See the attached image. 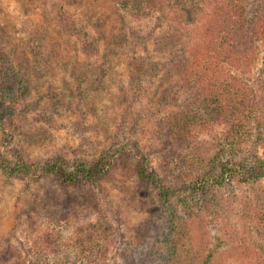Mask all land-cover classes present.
Masks as SVG:
<instances>
[{"label": "rangeland", "instance_id": "374dc122", "mask_svg": "<svg viewBox=\"0 0 264 264\" xmlns=\"http://www.w3.org/2000/svg\"><path fill=\"white\" fill-rule=\"evenodd\" d=\"M214 2L170 0L166 17L148 19L106 0H0V155L36 166L31 176L12 177L0 167V264H100L81 252L86 248L81 241L90 237L107 251L106 264H165L158 231L148 222L152 216L159 221L161 211H153L154 193L150 200L137 168H153L169 184L180 171L195 169L198 159L210 158L224 143L225 128L208 119L193 128L200 150L185 147L181 157L174 156L178 149L166 119L182 98L181 74L168 76L165 68L155 77L145 74L142 92L133 95L129 64L145 55L161 66L170 59L183 62L195 27L199 33L205 23L220 21ZM63 23L77 33L63 32ZM170 26L192 36L172 53L160 54L154 39ZM257 53L246 74L255 85L264 79V43ZM2 128L9 134L6 146ZM253 141L241 146L249 164ZM253 150L263 152L254 145ZM104 157L112 165L95 188H63L57 175L43 176L56 158ZM248 185L236 188L226 204L224 213L234 220L238 199L246 194L258 195L264 205V179ZM64 198L71 199V209L62 208ZM38 238L42 247L47 242V255L43 249L41 257L33 255L30 247ZM187 257L183 253L179 262L167 264H184Z\"/></svg>", "mask_w": 264, "mask_h": 264}, {"label": "trees", "instance_id": "16d2710c", "mask_svg": "<svg viewBox=\"0 0 264 264\" xmlns=\"http://www.w3.org/2000/svg\"><path fill=\"white\" fill-rule=\"evenodd\" d=\"M106 1L127 13L148 19L155 16L161 19L170 5V0ZM213 7L220 21L214 25L205 23L200 36L199 27H195L194 42L183 62L170 59L161 66L149 55L134 57L129 64V87L133 95H138L142 92L141 81L145 74L155 77L165 68L171 76L177 70L181 74L183 95L176 100L175 108L166 119V131L171 135L173 149H178L174 156L181 157L185 147L194 152L200 150L193 128L205 125L208 119L224 126V143L217 146L210 158L198 159L195 169L180 171L169 184H166L167 178L153 168L139 167L137 176L150 200L154 193L153 211H161L157 213L161 221L152 216L148 222L158 231L165 264L168 260L179 262L183 253L188 254L184 264H264V205L258 195L246 194L238 199V220L224 213L227 202L234 199L236 188L264 179V79L255 85L246 77L258 47L264 43V0H215ZM63 26L66 34L77 33L72 25L63 23ZM188 32L173 26L162 29L154 39L157 51L172 53L183 46L187 34L192 36ZM0 125H4L1 117ZM4 133L6 146L10 142L9 134L6 130ZM253 137V145L261 147L263 152L258 154L251 144L254 163L249 164L241 146ZM169 159L175 158L171 155ZM59 160L56 158L48 164L43 176L46 173L57 175L63 188H95L112 165V162L107 163L106 157L91 161ZM0 167L8 177L31 176L36 168L24 158L11 163L2 155ZM25 186L34 188L32 183H25ZM62 205L63 209L73 207L70 198H64ZM170 208L178 209L177 214L174 215ZM39 238L43 239V234ZM39 238L30 247L36 257H41L42 249L45 255L49 252L47 242L43 241L42 247ZM81 244L86 246L85 252L84 247L81 252L89 256L88 262L97 258L103 261L100 264H106L107 251L100 250L102 246H96L92 237L82 240Z\"/></svg>", "mask_w": 264, "mask_h": 264}]
</instances>
